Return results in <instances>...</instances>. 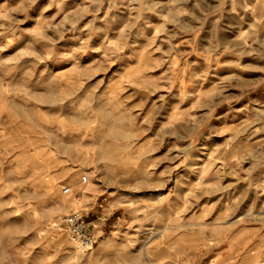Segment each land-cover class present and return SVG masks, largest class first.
I'll list each match as a JSON object with an SVG mask.
<instances>
[{
    "label": "rangeland",
    "instance_id": "1",
    "mask_svg": "<svg viewBox=\"0 0 264 264\" xmlns=\"http://www.w3.org/2000/svg\"><path fill=\"white\" fill-rule=\"evenodd\" d=\"M0 264H264V0H0Z\"/></svg>",
    "mask_w": 264,
    "mask_h": 264
},
{
    "label": "built area",
    "instance_id": "2",
    "mask_svg": "<svg viewBox=\"0 0 264 264\" xmlns=\"http://www.w3.org/2000/svg\"><path fill=\"white\" fill-rule=\"evenodd\" d=\"M83 183L87 182V177H83ZM70 187L63 186L62 193L69 194ZM63 231L68 240L81 252L90 250L96 243L95 234L86 220L85 214L81 211H74L61 220Z\"/></svg>",
    "mask_w": 264,
    "mask_h": 264
},
{
    "label": "crops",
    "instance_id": "3",
    "mask_svg": "<svg viewBox=\"0 0 264 264\" xmlns=\"http://www.w3.org/2000/svg\"><path fill=\"white\" fill-rule=\"evenodd\" d=\"M89 222V221H88ZM91 223V222H90Z\"/></svg>",
    "mask_w": 264,
    "mask_h": 264
}]
</instances>
